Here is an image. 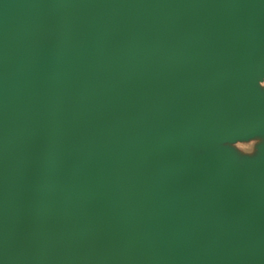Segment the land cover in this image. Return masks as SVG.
Wrapping results in <instances>:
<instances>
[{"label":"water","instance_id":"obj_1","mask_svg":"<svg viewBox=\"0 0 264 264\" xmlns=\"http://www.w3.org/2000/svg\"><path fill=\"white\" fill-rule=\"evenodd\" d=\"M0 264H264V0H0Z\"/></svg>","mask_w":264,"mask_h":264},{"label":"rangeland","instance_id":"obj_2","mask_svg":"<svg viewBox=\"0 0 264 264\" xmlns=\"http://www.w3.org/2000/svg\"><path fill=\"white\" fill-rule=\"evenodd\" d=\"M252 143H247L246 145H242L245 149H251Z\"/></svg>","mask_w":264,"mask_h":264}]
</instances>
